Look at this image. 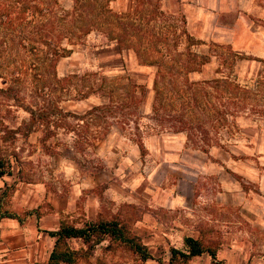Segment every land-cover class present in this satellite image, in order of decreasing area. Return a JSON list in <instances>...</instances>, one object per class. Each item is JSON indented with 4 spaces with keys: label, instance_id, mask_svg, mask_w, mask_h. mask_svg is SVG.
<instances>
[{
    "label": "rangeland",
    "instance_id": "374dc122",
    "mask_svg": "<svg viewBox=\"0 0 264 264\" xmlns=\"http://www.w3.org/2000/svg\"><path fill=\"white\" fill-rule=\"evenodd\" d=\"M156 1L157 10L154 9ZM72 3V0H57L55 6L57 11L56 23L63 25L64 22L72 19L70 14L64 16V10L70 9ZM108 6L117 12H129L132 9L134 10L136 6L139 8L141 15H136V23L139 22L138 30L140 32L145 28L144 33L146 34L141 36L142 39L140 40L149 42L151 47L147 51L149 52L148 56L150 54L152 57H158L160 54L158 49H161V46L165 45V43H176L177 49L180 51L185 49L184 40L186 35L182 31L185 15L181 4L180 12H178L179 10L177 12H169L168 9L165 11L166 7L162 0H109ZM41 22L43 23L44 20ZM61 30L58 31V34L62 32ZM26 35L25 31L17 36L10 37L18 42L21 39L26 40ZM131 39L133 41L139 40L136 35L131 36ZM61 42L62 46L71 48V50L59 57L57 70L60 76L69 73V78L61 81L55 88L46 87L45 85L44 90L49 91L55 98H62L60 103L66 109L82 111L91 103L106 101L107 97L104 96L103 91L97 88L101 82L102 75H106L108 79L115 78L122 82H126L128 79L135 80L145 86V94L138 110L134 111L132 106L127 105L123 109L115 110L113 114H109L108 120H74V117L68 116L67 120H62L66 124L61 123L57 127L51 124L50 128L53 131L48 134L47 141L61 140L66 142V145L60 144L58 147L59 153L53 155H57L58 159L60 155H72L70 146H72L73 140L85 136L94 140L95 143L87 147L88 149L85 153H77L76 155V161L83 169L91 171L102 167L104 158L102 153L104 150L105 154H109L107 150H117V153L112 154L111 157L114 161L121 158L122 152H130L135 148L137 156L136 171L144 175V166L152 162V155H150L144 139L151 134L162 135L171 133L169 130L161 129V125L149 116L152 114L151 102L155 93L152 87L155 67L141 68L133 49L126 51L125 48H122L119 51L115 39L107 38L97 29H92L83 35L80 42L68 43L66 38H63ZM213 51L216 58L213 55L211 60L206 62L200 70L191 72V80L211 77L215 73L218 76L220 72H215L214 70L220 65L223 68L236 71L239 74V82L250 86L248 87L251 90L249 97L254 98H248V108L236 113L234 118L229 116L230 120L228 122L221 123L220 120H207V116L211 113V110H209L204 113L206 120L196 121L200 123V126H196L198 135L187 137V133H184L190 144L207 146L208 142H210L228 150L232 149V154L235 158H238L241 154L244 155L246 153H242L235 145H251L249 141H240V129L253 123L259 127H264V115L257 116L250 108L251 104L255 103L264 108V85L262 84L261 89L258 91L253 90L251 87L255 82L256 74L264 70V64L255 59H239L237 55L231 57V53L226 47L214 48ZM9 63L14 66V62L10 61ZM262 80L264 81V78L261 77V82ZM6 81L5 77L0 76V85H4ZM110 81L111 79H109L105 87L106 94L115 85L113 81ZM164 81L166 83L167 78H164ZM91 86L97 89L90 91L86 97L76 98L78 95L77 88L81 87L83 90H90ZM211 90V86H209L207 92L210 91L211 93ZM28 93L32 98L39 100L43 98L41 93L32 91ZM164 94L168 97V92ZM205 97H208V93ZM8 102L11 101L3 100L0 95V153L4 152L13 156L12 152H16L17 157L15 159L13 156V160H15V163H13L19 167L14 173L17 181L19 180L26 184L40 179L46 182L49 180L53 182L54 180L57 184L63 183L62 170L59 169L58 161L53 162L52 154L42 147L39 140L40 136L44 134V124L34 123V125L40 127L41 134L33 140L26 138L20 131V133L15 132L14 135L6 131V127H8L6 125L10 124L15 119V116H17L16 119L18 120L22 117H28L27 111L23 108L13 111L14 107L8 106ZM212 102H216V100H207V104ZM8 108H10L9 111ZM241 116H254L262 119L236 120V118ZM69 124H75V129L66 128ZM136 126L140 136L135 133ZM203 130H206L208 139H203ZM139 137L143 143L141 148L137 141ZM252 150L256 153L255 149ZM247 155L255 161L254 167L264 169V163L256 155L251 153H247ZM139 160L142 161L141 164ZM10 164H12L11 161ZM234 166L238 167L239 165L234 163ZM234 175L236 178L233 183L242 186L246 192L240 190L238 192L235 191L233 196L220 195L222 187L216 179L214 181L211 180L209 183L202 181L200 189H197L198 192L201 191V194L196 192V197H194L195 205L186 211L167 212L162 208H154L146 204H135L125 207L124 211L118 210L119 217L127 223L129 230L139 235L141 240L146 243L160 261L156 259L142 260L126 246L115 242L107 245L108 240L105 239L100 245L97 263L213 264L208 252L192 256L187 260L180 258L170 260V247L184 248L183 236L189 234L199 237L204 243L214 246L217 257L223 259L224 264H264V195L258 180L246 177L241 178V175L235 172ZM11 183L10 179L7 184ZM201 187L203 190H201ZM14 189L7 191L3 198L2 207L5 208L9 204ZM155 226L166 227L169 230H166V232L163 230L156 231L153 230ZM70 244L74 246L76 243L75 241H70ZM92 253H94L93 250L86 251V254L83 253L79 260L83 264H92L91 262L94 260Z\"/></svg>",
    "mask_w": 264,
    "mask_h": 264
},
{
    "label": "trees",
    "instance_id": "16d2710c",
    "mask_svg": "<svg viewBox=\"0 0 264 264\" xmlns=\"http://www.w3.org/2000/svg\"><path fill=\"white\" fill-rule=\"evenodd\" d=\"M72 1V7L64 10V16L70 14L72 19L62 25L55 21L57 0H0V76L7 79V85L0 86V95L3 100L11 101L8 102L9 104H15L29 113L28 118L24 119L27 121L18 127L8 128L5 126L8 133L14 135L16 131H20L22 135L27 136L33 126H36L34 123L44 124V134L40 136L39 140L42 147L53 154L58 152L60 144L66 145V142L47 141L48 134L53 131L50 128L51 124L54 127L61 123L66 124L62 120H67L68 116L74 117V120H108L109 114H113L115 110H121L127 105L132 106L134 111L138 110L139 104L144 99L145 86L132 79L122 82L115 78H109L115 85L106 94L105 87L109 79L106 75H102L97 88L103 91L107 100L93 104L82 112L66 109L60 103L62 98H55L49 91L44 90L45 85L55 88L61 81L69 78V73L60 76L56 70L59 57L71 50V48L62 46V39L66 38L68 43L80 42L81 37L92 29L99 30L107 38L115 39L119 50L122 48L133 49L139 62L154 65L152 87L155 93L151 102L152 114L149 116L161 125V129L171 132L184 131L187 133V137L196 136L198 135L196 126H200V123L196 121L206 120L205 112L211 110L207 120H220L221 123H225L230 120L229 116L234 118L236 113L248 108V100L254 98L249 97L251 90L248 87L250 86L240 83L236 72L220 65L215 69L220 72L218 76L190 80L188 72L199 69L206 61V57L191 50L189 46L180 51L177 49L176 43H165L161 49H158L160 52L158 57L154 56V58L150 54L148 56L149 52L147 51L151 46L149 42L140 40L141 36L146 33H144L145 28L142 29V32L138 30L140 25L139 22L136 23V15H141V12L137 6L129 12H117L108 6L109 0ZM157 8L156 1L154 9L157 10ZM43 20L44 22L40 23ZM60 29L62 32L58 34ZM25 31L27 33L26 40L21 39L16 42L10 37ZM182 31L184 32V29ZM134 35L138 36V41L131 39V36ZM227 48L231 57L237 55L229 47ZM260 60L264 64V58ZM10 61L14 62V66H11ZM45 74L47 75L44 76ZM261 77L264 78V70L256 74L255 82L251 85L253 90L258 91L261 89V85H264V81L261 82ZM164 78H167L166 83ZM209 86L212 89L211 93L207 92ZM93 87L91 86L90 90L77 88L76 98L86 97L90 91L97 89ZM29 91L41 93L42 100L30 97ZM165 92H168V97L164 94ZM207 93L208 97H205ZM207 100H216V102L207 104ZM250 108L255 115H264V108H261L259 104H251ZM9 110L10 108H8ZM57 120L59 121L57 122ZM66 128L75 129V124H69ZM135 133L140 136L137 126ZM206 133V130H203V139H208ZM137 141L140 148L143 147L140 137ZM93 143H95L94 140L82 136L79 139H74L72 146L76 153H85L87 147L92 146ZM193 145L208 150L213 144L208 142L207 146ZM13 155L17 157L15 151H13ZM10 167V158L1 152L0 175L5 172L11 174ZM6 168L8 169L6 170ZM18 179L20 178L18 177ZM16 182L17 179L13 180L11 184L6 182L4 184L5 187L0 194V217L23 218L20 213L2 207L5 194L8 190L14 189ZM28 213L30 211L26 212V214ZM49 233L55 235L56 239L47 264H79V257L84 251L93 250L97 243L105 239L108 240L107 245L115 242L126 246L142 260L156 259L160 261L140 236L129 230L127 223L119 215L111 219L86 220L80 226L64 223L56 230H49ZM72 237L78 238L86 244L84 251L74 248L70 244L69 239ZM183 243L184 248L170 247V260L177 258L187 260L192 256L208 252L213 264H224L223 259L217 257L216 248L204 243L199 237L185 235Z\"/></svg>",
    "mask_w": 264,
    "mask_h": 264
},
{
    "label": "crops",
    "instance_id": "0c3cea01",
    "mask_svg": "<svg viewBox=\"0 0 264 264\" xmlns=\"http://www.w3.org/2000/svg\"><path fill=\"white\" fill-rule=\"evenodd\" d=\"M162 3L166 7L164 10L168 9L169 12H180L182 5L185 46L206 57L199 69L188 72L190 80L191 72L200 70L211 60L214 48L229 47L239 59L249 58L261 62L260 59L264 58V0H162ZM125 49L128 51L131 48ZM138 64L144 69L154 66L150 63ZM57 73L59 75L58 70ZM214 76H217L216 73L197 80ZM6 85L7 81L0 86ZM93 104L96 103L89 104L85 109ZM7 105L14 107L13 111L21 108L12 103ZM16 118L6 126L16 128L28 117ZM261 119L254 116L236 118ZM40 134V127L33 126L25 137L33 140ZM239 138L240 141L251 142V147L235 145L242 153H246L235 158L232 149L211 145L208 150H203L190 144L184 131L148 135L144 142L152 155V162L144 166V175L136 171L135 148L130 152H122L121 158L114 161L111 157L117 150H107L109 154H105L104 150L102 167L91 171L78 165L73 146H70L72 155H60L58 159L53 154L59 152L53 153V162L58 161L59 169L62 170L63 183L40 179L26 184L17 181L5 208L20 213L23 218L0 217V264H47L56 239L49 230H56L64 223L80 226L86 220L111 219L119 215L118 210L124 211L125 207L135 204H146L167 212L186 211L195 205L196 192L201 194L197 189H200L202 181L209 183L217 179L222 187L220 195L233 196L235 191L240 190L246 192L242 186L233 183L236 178L234 172L241 178L258 180L264 195V169L254 167L255 161L247 155H256L264 163V127L254 123L246 125L240 129ZM4 154L12 164L9 169L11 174L5 172L0 175V194L5 182L16 179L14 173L19 168L14 164L13 156L15 159L16 156L13 152V156ZM234 163L239 166H234ZM28 211L30 213L26 214ZM153 230L166 232L169 229L155 226ZM69 241H75L74 248L82 251L86 248V244L78 238L72 237ZM102 243H97L93 248L92 264H99L97 259ZM79 264H83L82 261L79 260Z\"/></svg>",
    "mask_w": 264,
    "mask_h": 264
}]
</instances>
